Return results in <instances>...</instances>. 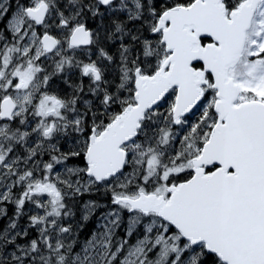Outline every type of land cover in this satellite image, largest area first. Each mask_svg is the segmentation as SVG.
<instances>
[{"label":"snow or ice","instance_id":"1","mask_svg":"<svg viewBox=\"0 0 264 264\" xmlns=\"http://www.w3.org/2000/svg\"><path fill=\"white\" fill-rule=\"evenodd\" d=\"M0 264H264V0H0Z\"/></svg>","mask_w":264,"mask_h":264}]
</instances>
